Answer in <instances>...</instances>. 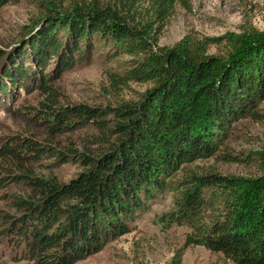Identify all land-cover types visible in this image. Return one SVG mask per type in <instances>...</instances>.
Segmentation results:
<instances>
[{
  "label": "trees",
  "instance_id": "16d2710c",
  "mask_svg": "<svg viewBox=\"0 0 264 264\" xmlns=\"http://www.w3.org/2000/svg\"><path fill=\"white\" fill-rule=\"evenodd\" d=\"M10 1L0 0V8ZM178 5L188 8L189 0L81 1L59 19L49 16L6 59L0 69L3 97L11 89L28 91L35 81L37 89L52 96L49 83L72 67L83 42L89 49L94 38L137 58L122 75H112L114 81L152 83L139 101L123 102L115 110L110 130L115 142L97 157L60 152L62 160L84 169L67 183L35 175L31 166L46 156L45 145L25 137L0 144V169L6 174L0 182L14 180L30 189L13 201L17 215L1 217L2 234L20 249L21 260L83 261L127 234L128 223L154 191L174 185L178 197L169 216L190 230L184 250L203 247L230 264H264L263 155L257 177L189 170L175 179L183 166L197 161L237 162L220 150L235 123L248 115L261 117L264 31L229 35L222 56L209 53L217 39L188 35L153 52L147 39L160 33ZM60 30L66 37H59ZM54 58V70L44 73ZM34 66L40 71H32ZM69 111L99 120L109 110L78 105ZM61 122L59 117L55 125Z\"/></svg>",
  "mask_w": 264,
  "mask_h": 264
},
{
  "label": "rangeland",
  "instance_id": "374dc122",
  "mask_svg": "<svg viewBox=\"0 0 264 264\" xmlns=\"http://www.w3.org/2000/svg\"><path fill=\"white\" fill-rule=\"evenodd\" d=\"M106 0H12L0 8V69L6 59L22 46V42L34 36L48 17L59 19L71 12L75 3ZM145 17V15H143ZM264 31V0H189L188 8L178 5L160 33L147 39L153 52L161 47H171L185 35L197 39H217L209 53L222 56L228 50L227 37L250 30ZM59 37H66L59 31ZM75 63L68 70L59 72L49 86V96L36 88L37 81L29 90L11 89L10 94H0V144L17 137L33 139L47 149L46 156L31 168L35 175L67 183L83 167L79 162H65L60 152L87 154L97 157L106 150L116 137L114 112L123 102L139 101L151 89L152 83L130 82L120 85L112 75H122L137 58L111 43L94 38L91 48L84 46ZM28 65V64H27ZM56 58L46 65L44 73L50 74ZM30 67V65H28ZM34 72L40 71L37 66ZM78 105L109 110L98 119H81L69 110ZM261 117L246 116L232 126L223 142L224 154L237 159H207L183 166L175 175L180 180L189 170L214 171L223 177L253 178L260 175L259 162L264 156V101L257 107ZM62 118L60 124L55 120ZM225 148V150H223ZM6 174L0 169V179ZM175 186L154 191L145 199L143 207L135 212L128 223V233L108 242L103 250L76 264H230L220 255L203 247L183 249L187 227L181 226L169 216L176 209ZM24 183L14 180L0 182V264H29L20 259V249L10 242L2 231L6 226L1 217L17 215L13 201L29 194Z\"/></svg>",
  "mask_w": 264,
  "mask_h": 264
}]
</instances>
